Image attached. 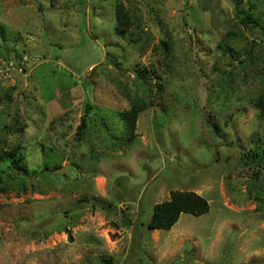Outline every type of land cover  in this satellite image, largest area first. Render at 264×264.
<instances>
[{
	"label": "rangeland",
	"instance_id": "374dc122",
	"mask_svg": "<svg viewBox=\"0 0 264 264\" xmlns=\"http://www.w3.org/2000/svg\"><path fill=\"white\" fill-rule=\"evenodd\" d=\"M0 23V264H264V0H0ZM173 190L210 211L150 229Z\"/></svg>",
	"mask_w": 264,
	"mask_h": 264
},
{
	"label": "trees",
	"instance_id": "16d2710c",
	"mask_svg": "<svg viewBox=\"0 0 264 264\" xmlns=\"http://www.w3.org/2000/svg\"><path fill=\"white\" fill-rule=\"evenodd\" d=\"M117 26L116 29L119 31V34H124L129 26V12L128 9L119 5L117 8ZM254 21L252 16L245 14L242 17V22L246 25L249 22ZM0 37L5 38V29L3 25L0 23ZM142 77L145 76L146 72L136 71ZM257 107H259L264 114V98L260 99L257 102ZM92 107L90 105L87 106L86 112H88ZM142 110V105L138 103H134L132 105V109L126 114L123 118L125 126L128 128L129 133L134 135V130L136 129V120L139 116L140 111ZM87 127L86 117L83 116L81 118V123L77 129V135L80 137L84 133V129ZM12 155V154H11ZM246 162H254L259 157V151L252 150L249 154H246ZM261 160L258 161V166H263L264 157L261 156ZM16 163L21 162V156L16 158ZM256 162V161H255ZM47 168L51 167L46 164ZM60 166H54V169L59 168ZM19 168V164L17 165ZM260 172L258 171L257 174ZM111 205V204H110ZM210 203L209 201L202 195L198 194L194 191L187 190H173L171 192L170 198L164 200L160 203L155 204L154 210L152 213V217L149 221L148 227L150 229H160V230H170L179 220L183 213H188L194 216H200L210 211Z\"/></svg>",
	"mask_w": 264,
	"mask_h": 264
},
{
	"label": "water",
	"instance_id": "95a60500",
	"mask_svg": "<svg viewBox=\"0 0 264 264\" xmlns=\"http://www.w3.org/2000/svg\"><path fill=\"white\" fill-rule=\"evenodd\" d=\"M69 168H70V165L66 164L65 166H61L58 169H55L54 172L55 173H68Z\"/></svg>",
	"mask_w": 264,
	"mask_h": 264
}]
</instances>
